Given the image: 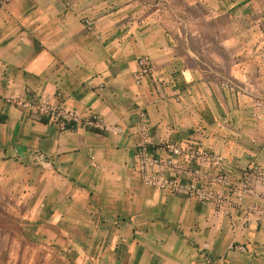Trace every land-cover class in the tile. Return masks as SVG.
I'll list each match as a JSON object with an SVG mask.
<instances>
[{
    "label": "crops",
    "instance_id": "obj_1",
    "mask_svg": "<svg viewBox=\"0 0 264 264\" xmlns=\"http://www.w3.org/2000/svg\"><path fill=\"white\" fill-rule=\"evenodd\" d=\"M25 89L123 132L59 130L9 102ZM141 113L152 145L207 148L234 177L264 168V0L0 9V264H264L254 196L217 206L143 185Z\"/></svg>",
    "mask_w": 264,
    "mask_h": 264
},
{
    "label": "built area",
    "instance_id": "obj_2",
    "mask_svg": "<svg viewBox=\"0 0 264 264\" xmlns=\"http://www.w3.org/2000/svg\"><path fill=\"white\" fill-rule=\"evenodd\" d=\"M9 1L0 0V9ZM137 65L134 80L140 84L151 72L152 65L146 56L140 57ZM9 102L28 115L45 119L59 130L84 128L104 134L123 132L120 126L108 122L97 113H80L63 103L51 102L30 89L12 94ZM139 119L140 122L144 121L143 113ZM139 132L143 142L134 152L132 170L143 185L217 206L230 200L236 203L244 196H254L258 203L252 208L253 214L264 223V168L260 164L253 161L235 177L230 176L223 169L222 158L207 148L168 140L152 145L143 122L139 125ZM30 161L44 164L47 155L33 152ZM234 248L241 251L245 249L244 246Z\"/></svg>",
    "mask_w": 264,
    "mask_h": 264
}]
</instances>
